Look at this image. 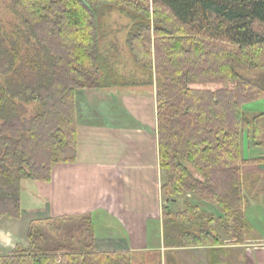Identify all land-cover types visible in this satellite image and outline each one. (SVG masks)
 Here are the masks:
<instances>
[{"label":"trees","instance_id":"1","mask_svg":"<svg viewBox=\"0 0 264 264\" xmlns=\"http://www.w3.org/2000/svg\"><path fill=\"white\" fill-rule=\"evenodd\" d=\"M37 46L28 61L32 77L17 65L18 41L7 44L0 28V218H19L23 179L49 181L51 166L76 155L75 93L105 87L100 77L95 4L128 10L136 30L128 46L135 62L157 75L155 100L159 164L166 171L163 198L191 193L220 207L225 231L242 242L244 218L242 136L264 148V111L247 115L243 104L264 98V84L238 72L264 70V0H12ZM152 76L150 75V80ZM231 83L214 89L195 84ZM150 84V83H148ZM14 100L35 102L40 110L23 118ZM191 164L201 178L188 170ZM163 207L166 247L221 245L216 223L197 231L189 202L171 213ZM197 216V214H196ZM196 220V221H197ZM195 226V225H194ZM28 244H16L0 264H131L129 250H94L90 214L35 219ZM213 264L226 252L212 249Z\"/></svg>","mask_w":264,"mask_h":264},{"label":"crops","instance_id":"2","mask_svg":"<svg viewBox=\"0 0 264 264\" xmlns=\"http://www.w3.org/2000/svg\"><path fill=\"white\" fill-rule=\"evenodd\" d=\"M154 94L155 87L151 83L87 87L76 91L75 160L54 163L49 181H21L20 217L0 218L1 254L10 252L18 243L28 244L27 226L37 217L90 214L94 250H129L131 264L137 258L141 260L139 264H147L153 253L159 254H156L160 259L158 264H182L183 260L186 264H213L212 249L226 252L225 261L217 264H240L234 255L241 253L246 259L245 264H264V188L257 190L256 182L250 186L251 190L257 191L250 194L244 204V218L251 230V241L259 246L252 245L255 247L251 248L247 245L242 250L241 244L236 243L165 246L162 208L166 205L161 196L163 172L158 159ZM246 141L244 136L241 142L243 158H256L258 153L264 152V148ZM248 165L252 164L241 167L243 177L248 176L244 172ZM175 200L171 198L166 206L171 213L186 207L184 202L183 207L172 208L170 203L176 205ZM201 202L196 207L208 210L218 219L223 218L218 207L206 205L204 208ZM189 203L193 205L191 201ZM168 252L170 257H167Z\"/></svg>","mask_w":264,"mask_h":264},{"label":"rangeland","instance_id":"3","mask_svg":"<svg viewBox=\"0 0 264 264\" xmlns=\"http://www.w3.org/2000/svg\"><path fill=\"white\" fill-rule=\"evenodd\" d=\"M12 0H0V28L2 31V35L4 39H6L7 44L10 45V42L18 41L20 45V56L19 60L17 61V65L22 66V71L25 74H29V77H32V72H30L29 63L28 61L35 59V56L37 54V46L34 44V40L30 39L29 42L25 40V38L28 36V33L25 30L24 26H21V22L19 17L13 13L12 10ZM96 10V18L94 19V23L97 26V50H98V57L99 62L101 66V71H99L100 77H102V83L104 81V78H108L106 80V83L104 84L105 87H111V86H122L123 84L127 86H139L141 83H151L152 87L154 86L156 89V81H157V75L154 71H147L146 69H143L141 66H139L134 58V54L130 47L128 46L129 36L130 33L134 32L136 30V27L134 26L136 19L132 18L131 14L128 13V10L120 7H116L110 4L106 3H99L95 4L94 6ZM238 72L243 74L246 77H249L250 79H255L260 81L262 84H264V70L262 69H251L250 68H239ZM150 75L152 76L150 80ZM5 77L0 78V82L2 85L5 84ZM223 86H231V83H205V84H195L194 87H200V88H210L214 91V89L218 87ZM104 88V87H103ZM19 106V114L24 118H29L34 116L38 111L40 110V107L35 102H28L23 103L19 102L17 100H14ZM98 103V102H97ZM264 110V98L250 101L243 104V111L247 115L253 114L254 112H258ZM244 136L247 138L246 133H243L242 141ZM241 141V142H242ZM249 145V139L247 138L246 141ZM254 146V145H253ZM258 147V146H257ZM262 148V147H260ZM264 152L258 153L256 155L257 159L264 157ZM188 166V170H190L194 176L197 178H201L200 174L194 170V167L191 166L189 163H185ZM250 164V163H248ZM252 165H248L244 167V172L247 174V177H244V186L242 192L244 195L245 202L248 201L249 195L254 194L257 190H260L261 188H264V162L259 163H251ZM162 181L165 179L166 171H163ZM243 174V173H242ZM256 182V183H255ZM252 183H255V187H258V189L255 191L250 189V186ZM190 194V196L186 195ZM171 198L167 199L164 198V203L166 206L169 205V201ZM204 201L203 199L199 198L196 195H192L191 193H185L182 195H179L176 197V205H171L172 208H181L183 207V204L187 205L188 202H192L193 205L196 207L198 206V203ZM206 202V201H205ZM208 202V201H207ZM197 203V205H196ZM203 207H210L211 205H214L210 202L206 203V205L201 202ZM173 204V203H172ZM215 207H218L217 205H214ZM245 206V205H244ZM200 208V207H199ZM197 211L190 213V220L194 222V225L192 229L194 231H197L199 227L202 224L207 225V216L203 217L199 216V212L202 210V212L206 213L207 215H213L208 210L205 209H199ZM220 209V207H218ZM221 211V209H220ZM197 214V216H196ZM223 214V213H222ZM49 217L44 218H36V219H45ZM224 218V215H223ZM223 218H220V222L216 223V232H218L221 236V244L226 246L229 243H236L235 238L230 237V235L226 234L225 231H223L225 228L226 223L222 220ZM198 219V220H197ZM35 220V219H33ZM197 220V221H196ZM264 228V226H263ZM262 228V229H263ZM249 227H246L244 231V238L242 242L236 243L241 244L240 249H244L247 245L251 248L257 247L259 245H256V242L251 241L252 235L250 233L251 230H249ZM247 240L250 242H247ZM255 245V246H252ZM182 252V251H181ZM191 252V251H189ZM243 252V251H242ZM180 253V252H179ZM158 256L159 254L156 253ZM155 253L151 254V257L148 261L149 264H158L160 263L159 257L157 258ZM183 254V252H182ZM199 254V253H198ZM167 257H170V253H167ZM235 258H238L240 260V264H245L244 261L246 259L243 257V253L234 255ZM230 259H232V256H229ZM140 258L134 259L135 261L133 264H139L141 260ZM147 263V264H148ZM253 263V260L251 261ZM182 264H186V262L183 260Z\"/></svg>","mask_w":264,"mask_h":264}]
</instances>
